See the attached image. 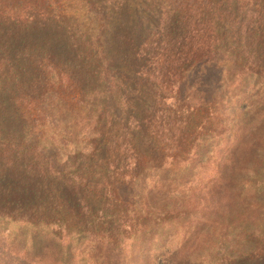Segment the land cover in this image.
Wrapping results in <instances>:
<instances>
[{
    "label": "trees",
    "instance_id": "16d2710c",
    "mask_svg": "<svg viewBox=\"0 0 264 264\" xmlns=\"http://www.w3.org/2000/svg\"><path fill=\"white\" fill-rule=\"evenodd\" d=\"M0 264H264V0H0Z\"/></svg>",
    "mask_w": 264,
    "mask_h": 264
},
{
    "label": "rangeland",
    "instance_id": "374dc122",
    "mask_svg": "<svg viewBox=\"0 0 264 264\" xmlns=\"http://www.w3.org/2000/svg\"><path fill=\"white\" fill-rule=\"evenodd\" d=\"M207 199V198H206ZM184 241V239H182V237L178 238L177 240L173 241V244L176 246L178 244H181Z\"/></svg>",
    "mask_w": 264,
    "mask_h": 264
}]
</instances>
